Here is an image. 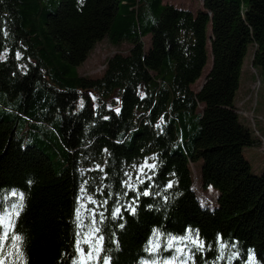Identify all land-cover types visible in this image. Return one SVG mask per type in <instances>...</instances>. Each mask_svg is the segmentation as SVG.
Returning <instances> with one entry per match:
<instances>
[{
  "label": "trees",
  "instance_id": "obj_1",
  "mask_svg": "<svg viewBox=\"0 0 264 264\" xmlns=\"http://www.w3.org/2000/svg\"><path fill=\"white\" fill-rule=\"evenodd\" d=\"M104 39L130 48L79 74ZM249 45L264 74V0H0V264H79L92 231L86 264H264L234 105Z\"/></svg>",
  "mask_w": 264,
  "mask_h": 264
},
{
  "label": "rangeland",
  "instance_id": "obj_2",
  "mask_svg": "<svg viewBox=\"0 0 264 264\" xmlns=\"http://www.w3.org/2000/svg\"><path fill=\"white\" fill-rule=\"evenodd\" d=\"M163 3H169L176 7L190 9L196 12L202 8V0H163ZM145 47H149L150 35L143 38ZM130 46L122 43L118 46L111 45L107 40L98 42L91 50L87 59L78 67L79 74L88 77H96L101 75L104 70V64L108 56L114 52L127 53ZM254 48L249 45L243 60L241 69L239 87L235 93L234 105L239 119L250 127L253 134L259 139L258 146L245 147L243 155L248 160L251 171L254 174H260L264 167V74L258 67H252L251 59ZM211 54L208 45V58L205 67L201 73L200 78L192 85L193 91H198L203 83V80L210 69ZM194 179V189L201 198V202H209L210 206L216 203L217 189L209 187L207 189H200L198 182L200 179V161L190 165ZM88 236L87 250L84 253L79 251V261L87 260V252L98 249V239L94 241L91 239L92 234ZM94 248V249H93ZM91 256V257H92ZM90 257V258H91Z\"/></svg>",
  "mask_w": 264,
  "mask_h": 264
},
{
  "label": "snow or ice",
  "instance_id": "obj_3",
  "mask_svg": "<svg viewBox=\"0 0 264 264\" xmlns=\"http://www.w3.org/2000/svg\"><path fill=\"white\" fill-rule=\"evenodd\" d=\"M117 111H118V109H117ZM145 195H147V193H144ZM117 211H119V210H117ZM95 231H99L98 229H96ZM7 236V233H5V237ZM15 239H19V237H15ZM88 240H89V237H85L84 238V243L85 244H87L88 243ZM194 243H197L196 241H193ZM198 246H201V245H198ZM169 247H171V242L169 243ZM77 248H78V251H80L81 253H84V249H82V248H80V246H79V242L77 243ZM153 251H155L156 250V248H153L152 249ZM86 256L87 257H91L92 256V253L91 252H87L86 253ZM79 264H86V261L85 260H81L80 262H79ZM104 264H109V262L107 261V260H105L104 261ZM164 264H172V262L171 261H166V262H164Z\"/></svg>",
  "mask_w": 264,
  "mask_h": 264
}]
</instances>
